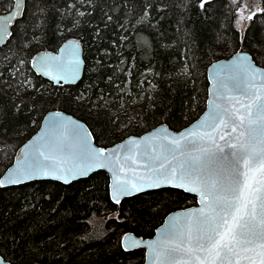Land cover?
I'll use <instances>...</instances> for the list:
<instances>
[{"label":"trees","instance_id":"1","mask_svg":"<svg viewBox=\"0 0 264 264\" xmlns=\"http://www.w3.org/2000/svg\"><path fill=\"white\" fill-rule=\"evenodd\" d=\"M241 1L208 0L202 8V0H26L0 48V175L50 110L83 121L101 147L121 140L112 137L125 117L113 111L133 97L144 99L123 137L193 122L205 107L212 62L246 51L264 68V0H255L242 35ZM10 2L0 0V14ZM68 40L83 51L80 81L54 85L31 70L35 54ZM18 79L32 89L14 98ZM194 204L172 188L114 204L104 172L69 185L0 188V255L13 264H142L143 249L124 251L122 236L149 238L168 213Z\"/></svg>","mask_w":264,"mask_h":264},{"label":"snow or ice","instance_id":"2","mask_svg":"<svg viewBox=\"0 0 264 264\" xmlns=\"http://www.w3.org/2000/svg\"><path fill=\"white\" fill-rule=\"evenodd\" d=\"M207 2L202 0L200 6ZM23 3L14 0L15 11L0 20V39L11 35L9 27ZM237 57L232 65L220 66L215 98L199 129L178 137L161 136L159 154L142 164L136 165L135 159L127 156L125 163L131 161L148 170L146 177L123 178L113 184L117 204L122 196L163 184L199 196V209L183 220H173L157 241L147 244L154 264H264V179L255 189L248 183L253 169L264 175V71L249 63L247 55L237 53ZM42 67H54V79L70 76L74 80L79 61L73 53L67 64L44 60ZM53 127L65 125L55 122ZM76 135L79 139L71 166H66L63 157L37 149L7 180L0 179V188L39 175L68 183L74 176L87 175L93 167H106L109 157L104 151L91 149L87 136L78 131ZM115 162L120 163L118 159ZM145 179L147 184L136 182Z\"/></svg>","mask_w":264,"mask_h":264},{"label":"water","instance_id":"3","mask_svg":"<svg viewBox=\"0 0 264 264\" xmlns=\"http://www.w3.org/2000/svg\"><path fill=\"white\" fill-rule=\"evenodd\" d=\"M25 1L21 7V10L17 13V19L14 20L9 27V32H12L13 26L17 21H19L23 15ZM15 11L14 0H12V6L9 11L3 12L0 14V20H3L9 17L12 12ZM11 35L5 37L4 39H0V48L5 45ZM75 54V58L79 61V69L76 78L73 80L70 76L65 79H54L56 76L57 70L53 67L51 69H46L42 67V63L44 60H47L49 63L53 59L60 60L67 64V62L72 58V54ZM237 53L240 55H247L249 57V63L253 64L254 67L258 68L261 71H264V68L259 66L252 58V56L246 51H238L232 54L231 56L223 59L216 60L212 62L206 70V78L208 82L207 86V97L205 101V108L203 112L191 123L184 126L181 129L173 130L168 127L167 124L162 123L148 131H146L142 135H130L122 139L121 141L112 144L108 147H101L95 143L94 137L89 130L88 126L78 118H75L71 114H68L61 110H50L48 111L41 119L39 128L36 132L31 135L28 139H26L23 144H21L15 151L11 164L5 169V171L0 175V179L7 180L8 177L15 172V170L23 165L26 157H30L34 154L37 149H43L45 151H51L57 157H63L67 160L66 166H71L74 160V154L77 150L78 145V136L76 132L78 131L81 136H87L91 149L93 150H103L105 156H108L109 159L105 161L106 167H93L87 175L84 176H74L70 179L68 183H64L60 179L52 178V175L44 176L39 175L35 176L31 179L25 180L19 184H6L5 187L18 186L25 183L33 182V181H54L58 182L62 185H69L72 182H75L80 179H86L96 172H104L108 176V193L110 200L114 203L113 200V184L116 180H120L123 178L131 179L133 176L146 177L148 170L137 167L136 165L142 164L148 157L159 154V144L162 142L160 140L161 136L167 137H178L182 133L192 132L199 129V126L203 119L206 117V114L209 111L210 101L215 98L216 91V76L218 71L220 70V66H230L238 60ZM84 59H83V51L80 44L76 40H68L60 45V47L54 52H39L34 55L31 61V70L41 76L42 78L54 83V85L62 84V85H74L78 81H80L83 70H84ZM45 71H50L51 75H44ZM259 79V78H258ZM244 98L241 97V100ZM55 122H60L65 127H53ZM91 135H88V134ZM147 138V142H146ZM121 145H124V148L121 149ZM138 146V147H137ZM153 146L156 148V152H153ZM131 155L133 159L136 161V165H133L131 161H127L125 163V158ZM118 159L120 163H116L115 160ZM123 168V171H121ZM134 169V170H133ZM264 179V175H262L258 169H253L249 173V185L253 187V189L260 187V181ZM137 183H148L147 179L141 181L137 180ZM166 188H172L179 191L184 192L187 195L194 197L195 204L183 209H177L170 213H168L163 222L155 229L153 236L149 238H142L133 235L132 233H126L122 236L120 240V245L124 251H131L134 249H143L144 258L142 264H154L152 254L147 247L149 242H155L160 238V233L164 232L166 228H168L169 224L173 220H183L184 217L190 213L192 210L199 209L201 207L200 198L194 192H187L181 188L173 187L169 184H163L161 186L154 187H145L144 190L136 192L132 195L122 196L120 198V202L123 199L133 197L135 195H139L142 193H147L150 191H156ZM119 202V203H120ZM125 237H128V240H125ZM128 246L129 250H125V247ZM0 264H13L6 261L0 255ZM39 264V263H33Z\"/></svg>","mask_w":264,"mask_h":264},{"label":"rangeland","instance_id":"4","mask_svg":"<svg viewBox=\"0 0 264 264\" xmlns=\"http://www.w3.org/2000/svg\"><path fill=\"white\" fill-rule=\"evenodd\" d=\"M11 6H12L11 2L8 3L4 12L9 11ZM255 8H256L255 0H242L241 1V4L237 9V16L239 17V21H240L239 22V27L241 30L240 35H242V33H243V31L247 25L246 24L248 21L247 17L255 11ZM31 89H32V87H30L29 79H26L24 81L21 79H18L17 82L13 83V90L10 91V94L14 98H19L21 95L29 92ZM127 90H128V87L126 86L123 89V91L128 93ZM143 99H144L143 96H141L140 98H134L133 97V99L129 102V104H125V102H123L120 104L118 109L113 111V115H115L116 119L118 118V116H121V115L125 117V121H123L124 120L123 119L117 124L116 130L113 132V137H112L113 139H121L122 140L125 138V137H123V133L129 131L130 127L132 126L131 120L133 119V117L131 115V110L136 105L141 104L143 102ZM103 103L105 105H108L107 104L108 102L104 101ZM144 133L145 132H142L140 135H142ZM121 140H119V141H121Z\"/></svg>","mask_w":264,"mask_h":264}]
</instances>
